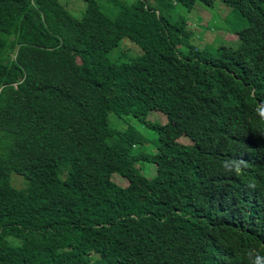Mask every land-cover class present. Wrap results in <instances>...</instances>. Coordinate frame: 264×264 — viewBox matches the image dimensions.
Masks as SVG:
<instances>
[{
    "label": "trees",
    "instance_id": "obj_1",
    "mask_svg": "<svg viewBox=\"0 0 264 264\" xmlns=\"http://www.w3.org/2000/svg\"><path fill=\"white\" fill-rule=\"evenodd\" d=\"M81 1L0 0V264H256L264 219L245 245L213 233L262 185H231L218 157L264 150V0ZM196 3L238 39L192 44L179 7Z\"/></svg>",
    "mask_w": 264,
    "mask_h": 264
},
{
    "label": "clouds",
    "instance_id": "obj_2",
    "mask_svg": "<svg viewBox=\"0 0 264 264\" xmlns=\"http://www.w3.org/2000/svg\"><path fill=\"white\" fill-rule=\"evenodd\" d=\"M41 16L43 17L42 13ZM260 46L264 47V43L260 44ZM256 110L264 112V101L257 104ZM184 141L185 138L178 140L179 143ZM218 159L221 160L224 172L230 175L231 185L235 184L241 176L250 174L258 175L262 181V185H243L240 187L233 201V208L230 206L226 208L223 206L224 204L218 208L222 215L227 216V222L223 226L224 229L213 233L214 237L219 236L214 238V240L220 245L224 238L225 243L231 241L238 245H245L247 243L245 242L246 239H258L255 236L256 227L264 219V150L254 149V153L246 151L245 154L242 152L236 156H231L229 153L219 155ZM249 166L252 169H249ZM251 194L253 195V200L251 199ZM217 196L219 198L218 201H221L222 198L219 195ZM251 259L255 260L256 264H264V244L252 254Z\"/></svg>",
    "mask_w": 264,
    "mask_h": 264
},
{
    "label": "rangeland",
    "instance_id": "obj_3",
    "mask_svg": "<svg viewBox=\"0 0 264 264\" xmlns=\"http://www.w3.org/2000/svg\"><path fill=\"white\" fill-rule=\"evenodd\" d=\"M64 7L69 10L73 15H78V13L72 12L71 8L78 5V3L82 4L81 0H60ZM102 11L106 14L111 15L113 12V7L109 3V0H98ZM191 9H188L187 6L179 7V12L185 19H187V29L194 30V36L191 38V43L198 46L199 48H205L207 41H213L218 36L221 40L225 41V43H232L237 40L238 37L235 35V29L232 24L233 16L225 19L221 12H219L216 8H205L203 5L196 3ZM80 9L77 8V11ZM243 21V20H242ZM244 22V21H243ZM246 27L241 23V29ZM125 46H121L123 50H128L133 48V44L130 41L123 42ZM157 114L151 113L148 117V120L152 123L155 122ZM110 125L117 132L126 131L129 126L133 128V131L138 133L145 141V145L143 147L137 148V152L153 154L157 141L159 139L157 133L154 131H148L145 126L141 124L135 123L134 121H130V117H125L121 119L117 117V115L110 114ZM167 122L164 121L161 125H165ZM184 144H188V141H184ZM141 169H152L153 167L148 166L145 167L142 164L139 166ZM122 184H126L124 179H119L116 177ZM21 180L19 177L13 178L12 184L18 188L21 187Z\"/></svg>",
    "mask_w": 264,
    "mask_h": 264
}]
</instances>
